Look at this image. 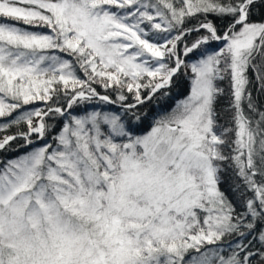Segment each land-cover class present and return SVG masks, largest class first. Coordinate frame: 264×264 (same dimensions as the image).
Returning a JSON list of instances; mask_svg holds the SVG:
<instances>
[{"label":"snow or ice","instance_id":"6c2138e0","mask_svg":"<svg viewBox=\"0 0 264 264\" xmlns=\"http://www.w3.org/2000/svg\"><path fill=\"white\" fill-rule=\"evenodd\" d=\"M0 264H264V0H0Z\"/></svg>","mask_w":264,"mask_h":264},{"label":"trees","instance_id":"16d2710c","mask_svg":"<svg viewBox=\"0 0 264 264\" xmlns=\"http://www.w3.org/2000/svg\"><path fill=\"white\" fill-rule=\"evenodd\" d=\"M217 23H219V21H217ZM211 47L215 48L216 45L213 44V45H211ZM186 92H187V82L184 81V82H182V87L176 88V89L173 90V96H181L182 97L184 94H186ZM157 103L160 104L161 107H167V104L164 101H157ZM168 103H170V101ZM225 104H226V102L222 101L221 105H220V108H221V111H222V122H226L228 120V118H229V114L223 111V108L225 107ZM155 107H156L155 104H153L152 102H149V105L146 108V111H148L149 115H151L153 113ZM15 130H16L15 128L11 129V131H13V132ZM21 151H24V150L21 149ZM8 155L9 156H14V155H16V153L12 152V153H9Z\"/></svg>","mask_w":264,"mask_h":264}]
</instances>
